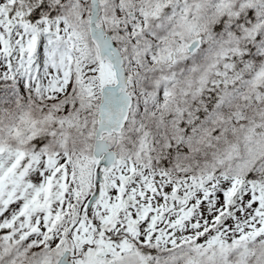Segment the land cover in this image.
Listing matches in <instances>:
<instances>
[{
	"label": "snow or ice",
	"instance_id": "1",
	"mask_svg": "<svg viewBox=\"0 0 264 264\" xmlns=\"http://www.w3.org/2000/svg\"><path fill=\"white\" fill-rule=\"evenodd\" d=\"M0 264H264V0H0Z\"/></svg>",
	"mask_w": 264,
	"mask_h": 264
}]
</instances>
